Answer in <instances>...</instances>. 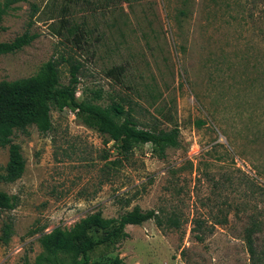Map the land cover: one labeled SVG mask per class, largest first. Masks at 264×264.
Here are the masks:
<instances>
[{
	"label": "rangeland",
	"instance_id": "1",
	"mask_svg": "<svg viewBox=\"0 0 264 264\" xmlns=\"http://www.w3.org/2000/svg\"><path fill=\"white\" fill-rule=\"evenodd\" d=\"M240 2L74 0L62 15L60 0H0V41L37 34L0 55V80L36 76L54 60L66 83L70 63L79 62L78 101L114 100L140 127L180 132L163 158L145 144L115 163L113 142L76 109L52 108L47 132L15 130L25 168L13 182L0 178V190L17 197L14 209L0 211V264H74L79 240L59 243L55 256L41 235L70 231L97 210L117 218L134 205L175 210L181 226L126 225L127 236L89 252L92 264L251 263L244 234L254 223L255 245L264 247V22L250 20ZM114 67L120 76L108 73ZM7 161L0 146V175ZM197 219L212 226L203 240ZM5 221L12 223L6 243Z\"/></svg>",
	"mask_w": 264,
	"mask_h": 264
},
{
	"label": "trees",
	"instance_id": "2",
	"mask_svg": "<svg viewBox=\"0 0 264 264\" xmlns=\"http://www.w3.org/2000/svg\"><path fill=\"white\" fill-rule=\"evenodd\" d=\"M59 0H54V2ZM74 0H60V13L68 12L69 4ZM240 1V0H239ZM264 4V0H241L239 6L244 10L250 20L254 17L262 18L264 22V9L261 14L255 15V8ZM179 9V14L185 15L188 11L187 5ZM63 18V17H62ZM37 37L36 33L25 30L22 34L10 41H0V55L13 53L28 45ZM79 62H72L69 66L68 79L62 83L60 79L58 64L49 60L43 70L36 76L20 78L12 81L0 80V146L8 148V161L5 166V174L0 178L5 182H13L21 177L25 168V160L22 156L20 145L13 141L15 130L24 129L28 125H35L41 132H47L51 128L50 111L52 108L62 111L68 107L76 109L84 115V122L101 135H107L113 142L114 147L120 154L114 162L120 163L128 160L136 147L150 144L151 152L157 157L163 158L167 148L178 147L179 128L177 126L168 129L140 127L134 117L123 106L112 100L106 105L94 103L92 100L78 101L76 89L79 83ZM110 75H121L120 68L114 67L108 70ZM100 91L94 92V98H99ZM124 205H129V200H123ZM17 205V197L0 190V211H10ZM217 219V218H216ZM147 220H153L155 225L166 232L178 229L181 226L180 218L175 210L167 211L160 208L142 210L134 205L117 218H104L100 210L88 215L70 231L59 228L52 232L43 234L40 242L45 251L56 256L59 243L77 241L76 247L78 259L74 264H92L89 252L102 243L111 242L115 238L125 237L126 225H140ZM226 216L221 220L211 223L222 224ZM194 230L201 231L195 234L198 240H203V234L211 231L212 226H205L203 220H194ZM258 224L248 228L244 234L247 250L250 256V264H264V247L258 249L255 245L253 231L258 229ZM102 229L104 233L100 237H93L90 230ZM12 235V223L5 221L2 225V239L6 243ZM116 262H119L117 260ZM23 264H29L27 258Z\"/></svg>",
	"mask_w": 264,
	"mask_h": 264
}]
</instances>
